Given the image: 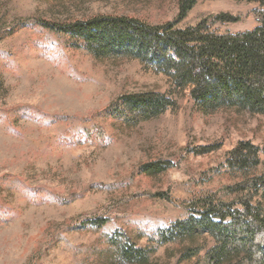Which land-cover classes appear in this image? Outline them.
Here are the masks:
<instances>
[{"label":"rangeland","instance_id":"rangeland-1","mask_svg":"<svg viewBox=\"0 0 264 264\" xmlns=\"http://www.w3.org/2000/svg\"><path fill=\"white\" fill-rule=\"evenodd\" d=\"M258 9L198 0L177 27L204 19L210 31L243 32L258 24ZM98 14L160 24L176 19L177 0H0V264H106L110 238L134 242L151 264H194L179 262L178 242L162 233L196 217L189 204L232 183L226 159L238 141L258 147L264 173V114H203L148 62L95 59L37 24ZM144 91L167 93L174 105L132 126L106 114L118 96ZM157 159L170 167L140 173ZM98 217L108 221L89 222Z\"/></svg>","mask_w":264,"mask_h":264},{"label":"trees","instance_id":"trees-1","mask_svg":"<svg viewBox=\"0 0 264 264\" xmlns=\"http://www.w3.org/2000/svg\"><path fill=\"white\" fill-rule=\"evenodd\" d=\"M197 1L177 0L176 19L160 24L113 14L37 24L68 36L71 46L86 50L95 59L131 57L148 62L168 78L173 90L187 91L203 114L219 110L264 114V0H242L259 7L258 24L251 30L216 33L208 29L204 19L177 27ZM219 18L227 20L225 14ZM26 24L10 27L3 36ZM173 105L167 93L134 92L118 96L105 112L132 126ZM209 150L198 147L196 153ZM258 152L251 142L238 141L226 159L225 172L233 175L232 183L221 194H209L189 204L196 217L178 221L162 233V242H178L179 262L264 264V173L256 170ZM169 167L168 161L152 160L140 166V173L155 177ZM153 196L171 201L165 192ZM107 221V217H98L89 222L101 227ZM206 237L211 238V245H207ZM108 246L106 264H151L149 255L132 241L110 238Z\"/></svg>","mask_w":264,"mask_h":264}]
</instances>
